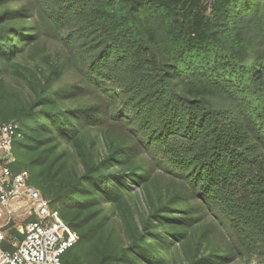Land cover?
Returning <instances> with one entry per match:
<instances>
[{
    "label": "trees",
    "instance_id": "1",
    "mask_svg": "<svg viewBox=\"0 0 264 264\" xmlns=\"http://www.w3.org/2000/svg\"><path fill=\"white\" fill-rule=\"evenodd\" d=\"M0 120L61 264H264V0H0Z\"/></svg>",
    "mask_w": 264,
    "mask_h": 264
},
{
    "label": "built area",
    "instance_id": "2",
    "mask_svg": "<svg viewBox=\"0 0 264 264\" xmlns=\"http://www.w3.org/2000/svg\"><path fill=\"white\" fill-rule=\"evenodd\" d=\"M19 136L17 122L0 120V264H61L78 234L30 183L29 171L14 168Z\"/></svg>",
    "mask_w": 264,
    "mask_h": 264
},
{
    "label": "rangeland",
    "instance_id": "3",
    "mask_svg": "<svg viewBox=\"0 0 264 264\" xmlns=\"http://www.w3.org/2000/svg\"><path fill=\"white\" fill-rule=\"evenodd\" d=\"M138 201H139V204H142V199H141V195L140 194H139V200Z\"/></svg>",
    "mask_w": 264,
    "mask_h": 264
}]
</instances>
